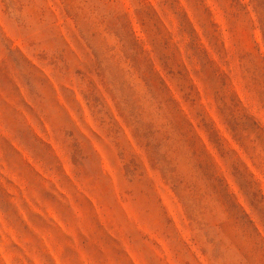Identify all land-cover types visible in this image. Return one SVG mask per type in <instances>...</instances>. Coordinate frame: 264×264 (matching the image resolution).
Listing matches in <instances>:
<instances>
[{
  "label": "rangeland",
  "instance_id": "rangeland-1",
  "mask_svg": "<svg viewBox=\"0 0 264 264\" xmlns=\"http://www.w3.org/2000/svg\"><path fill=\"white\" fill-rule=\"evenodd\" d=\"M0 264H264V0H0Z\"/></svg>",
  "mask_w": 264,
  "mask_h": 264
}]
</instances>
